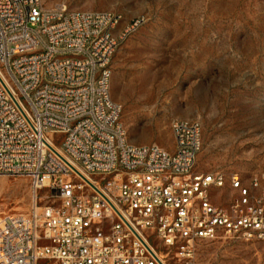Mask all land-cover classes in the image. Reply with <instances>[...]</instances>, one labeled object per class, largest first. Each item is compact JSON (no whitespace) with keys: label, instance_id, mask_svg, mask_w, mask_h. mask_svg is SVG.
<instances>
[{"label":"built area","instance_id":"2783aa9c","mask_svg":"<svg viewBox=\"0 0 264 264\" xmlns=\"http://www.w3.org/2000/svg\"><path fill=\"white\" fill-rule=\"evenodd\" d=\"M122 21L0 0V176L34 193L0 217V264H196L203 240L264 239V172L197 171L200 122H172L173 151L129 140L111 63L141 20Z\"/></svg>","mask_w":264,"mask_h":264},{"label":"rangeland","instance_id":"374dc122","mask_svg":"<svg viewBox=\"0 0 264 264\" xmlns=\"http://www.w3.org/2000/svg\"><path fill=\"white\" fill-rule=\"evenodd\" d=\"M69 9L122 15L121 41L111 63V96L136 144L174 150L171 124L202 125L197 171L264 172V0H43ZM218 204L230 201L227 183ZM38 191V197L45 195ZM221 192V191H219ZM30 180L0 176V217L27 212ZM196 264H264V239L222 235L198 243Z\"/></svg>","mask_w":264,"mask_h":264}]
</instances>
